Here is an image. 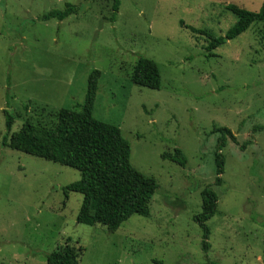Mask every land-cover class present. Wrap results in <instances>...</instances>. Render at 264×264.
<instances>
[{
	"label": "rangeland",
	"instance_id": "1",
	"mask_svg": "<svg viewBox=\"0 0 264 264\" xmlns=\"http://www.w3.org/2000/svg\"><path fill=\"white\" fill-rule=\"evenodd\" d=\"M66 4L79 14L40 20ZM229 4L258 12L264 0H121L115 23L112 0H0V264H47L68 239L80 264H264L262 26L211 57L208 40L185 28L224 36L237 23ZM140 58L158 65L160 90L132 82ZM95 70L93 118L120 130L132 166L158 183L150 216L113 233L78 223L83 196L64 188L80 172L3 146L6 111L12 133L28 120L51 126L55 112L81 110ZM216 128L237 140L222 150L220 186ZM176 149L186 167L163 159ZM210 186L219 204L206 253L195 217Z\"/></svg>",
	"mask_w": 264,
	"mask_h": 264
},
{
	"label": "trees",
	"instance_id": "2",
	"mask_svg": "<svg viewBox=\"0 0 264 264\" xmlns=\"http://www.w3.org/2000/svg\"><path fill=\"white\" fill-rule=\"evenodd\" d=\"M110 23L117 21L121 0H112ZM226 10L237 17V23L222 37L196 29L185 28L194 35L204 36L208 40L209 57L213 51L235 40L254 25H261L264 32V4L258 12H252L235 4L226 6ZM80 12L79 6L66 4L63 10H53L41 17V21L53 19L63 22ZM181 25H184L181 22ZM100 71H93L89 78L88 91L79 112L59 110L52 115L51 126L26 121L19 132L12 133L14 117L5 112L7 135L3 146L52 163L72 168L81 173V180L64 188L66 198L70 193L81 194L83 203L78 214L79 224L100 225L109 232H117L132 216L149 217L150 205L158 190L154 178H147L136 170L131 163L132 148L117 128L98 122L93 118V108L98 92ZM135 85L151 90H160L162 79L158 65L147 58H140L132 75ZM264 128H260L262 130ZM221 135L216 154V182L223 184L225 160L222 150L230 138L237 144L231 130L216 128L213 133ZM247 144L241 147L244 151ZM164 160L186 167L187 158L182 150L173 154H164ZM219 195L212 186L202 192V213L195 221L204 232L203 250L210 251L208 239L210 229L207 222L216 214ZM82 249L71 245V239L59 246L47 257V264H80Z\"/></svg>",
	"mask_w": 264,
	"mask_h": 264
}]
</instances>
